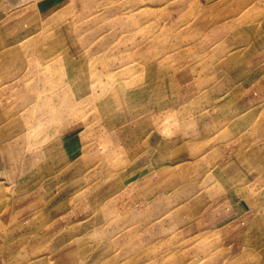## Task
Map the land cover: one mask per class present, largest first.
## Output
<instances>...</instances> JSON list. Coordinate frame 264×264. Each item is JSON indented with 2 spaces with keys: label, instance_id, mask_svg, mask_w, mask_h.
<instances>
[{
  "label": "rangeland",
  "instance_id": "374dc122",
  "mask_svg": "<svg viewBox=\"0 0 264 264\" xmlns=\"http://www.w3.org/2000/svg\"><path fill=\"white\" fill-rule=\"evenodd\" d=\"M258 65L264 0H0V212L70 221L0 264H264Z\"/></svg>",
  "mask_w": 264,
  "mask_h": 264
},
{
  "label": "crops",
  "instance_id": "0c3cea01",
  "mask_svg": "<svg viewBox=\"0 0 264 264\" xmlns=\"http://www.w3.org/2000/svg\"><path fill=\"white\" fill-rule=\"evenodd\" d=\"M259 68V69H257ZM261 65H258L255 68H249L245 67L241 71V77L237 79L238 84H244L246 85L245 93L243 92L241 94H251L254 98L252 99L257 101L259 103L264 102V69L260 70ZM237 83L234 85L236 87ZM251 101V100H250ZM41 195V194H40ZM42 197V195H41ZM40 197V198H41ZM40 201L39 196H36L34 194L30 193H24L21 197L13 200L10 203V206L7 207L4 212H0V243L3 244L4 249L6 244L9 242L11 237L12 239H17L20 237V235L16 238V233H19L22 231V229L27 230L29 224H32V230L36 229L37 226H34L36 221V225L42 226L43 230L38 231L39 236L43 240V238H49L52 239L54 237H58V233L60 232L61 227L69 224L67 222H60L58 223V220L51 221L50 224L47 225V223H44V208L48 206L47 200L42 202V206H35V204ZM54 203V202H53ZM40 205V202H39ZM52 207V206H51ZM75 218V217H74ZM70 220V219H67ZM62 224V225H60ZM46 225V231L44 229V226ZM40 228V227H39ZM14 229V230H12ZM11 230V232H9ZM45 236V237H43ZM11 239V240H12Z\"/></svg>",
  "mask_w": 264,
  "mask_h": 264
}]
</instances>
